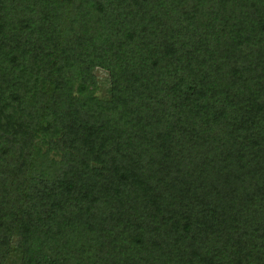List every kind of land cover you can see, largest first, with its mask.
<instances>
[{"label": "trees", "instance_id": "obj_1", "mask_svg": "<svg viewBox=\"0 0 264 264\" xmlns=\"http://www.w3.org/2000/svg\"><path fill=\"white\" fill-rule=\"evenodd\" d=\"M10 260L264 264V0H0Z\"/></svg>", "mask_w": 264, "mask_h": 264}, {"label": "rangeland", "instance_id": "obj_2", "mask_svg": "<svg viewBox=\"0 0 264 264\" xmlns=\"http://www.w3.org/2000/svg\"><path fill=\"white\" fill-rule=\"evenodd\" d=\"M96 75H97V78L99 80L100 87L102 89L105 86V76L103 73H101L99 71L96 72ZM12 262H14V260H10L8 264H11Z\"/></svg>", "mask_w": 264, "mask_h": 264}]
</instances>
